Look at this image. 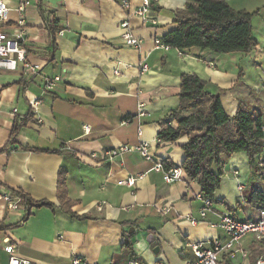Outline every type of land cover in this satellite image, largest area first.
Here are the masks:
<instances>
[{"label": "crops", "instance_id": "1", "mask_svg": "<svg viewBox=\"0 0 264 264\" xmlns=\"http://www.w3.org/2000/svg\"><path fill=\"white\" fill-rule=\"evenodd\" d=\"M3 1L10 12L1 29L12 33L17 21H24L26 58L40 73L25 81L20 65L15 71L0 72V149L8 147L0 152V195L12 197V190L18 189L54 207L33 208L16 226L23 206L12 198L15 203L10 207L0 198V264L8 262L7 244L31 264H72L76 257L87 264H126L130 259L123 243L128 234L142 264H185L194 260L190 244L225 240V233L210 225L217 221L212 213L196 225L187 219L199 218L203 207L194 181L184 174L181 181L167 184L161 172L152 170L157 159L182 166L185 158L181 147L186 136L158 143L157 134L179 105L182 74H195L218 89L230 117L240 104L264 112V0H225L236 10L253 14L256 46L247 54L213 57L196 48L154 47L155 39L176 28L174 13L187 0H149L155 26L142 24L134 13L143 0H127L128 8L122 6L123 0ZM26 1L24 10L16 11ZM39 5L59 28L53 41ZM126 17L131 34L141 42L139 50L123 41L120 22ZM143 64L149 69L140 73ZM53 77L60 81L53 90H45L46 79ZM28 114L32 119L10 144L15 116ZM142 141L150 144L152 161L137 153L111 161L102 158L105 151ZM61 168L67 173L71 211L88 218L73 217L61 207L57 197ZM129 177L136 178L132 187L123 184ZM238 184H243L242 192ZM254 189H264V169L252 176L246 154L235 153L224 166L214 203L224 205L240 221L257 219L261 209L249 203ZM162 206L168 207L165 214ZM243 247L248 256L238 255L229 264H255L263 254L254 235L243 239Z\"/></svg>", "mask_w": 264, "mask_h": 264}, {"label": "trees", "instance_id": "2", "mask_svg": "<svg viewBox=\"0 0 264 264\" xmlns=\"http://www.w3.org/2000/svg\"><path fill=\"white\" fill-rule=\"evenodd\" d=\"M151 8V6H150ZM38 12L44 21V27L53 41L59 28L54 21H48L46 11L41 5ZM252 13L236 10L225 0H187L184 7L174 13L176 28L161 37V42L169 48L180 51L199 49L210 52V55L241 52L249 53L256 41L252 36ZM179 105L171 110L161 123L157 138L160 142H175L186 136L187 141L181 147L184 153L182 169L187 179L199 187V194L215 201V193L220 187L224 175V166L235 153L243 152L248 158L252 176L264 169L261 161L264 155V112L249 110L243 104L238 106L235 114L228 116L221 105L218 89H211L209 83L195 74L180 76L178 93ZM15 116L11 131L10 144L31 115L19 119ZM8 147L0 149L7 151ZM30 151L50 152L37 148H26ZM66 171L61 168L58 173L57 197L60 205L71 216H78L71 211L66 190ZM12 198L24 208V215L17 225L24 223L31 215L33 208L54 205L49 201H35L21 190H12ZM252 207L264 210V189H254L250 196ZM1 228V225H0ZM123 249L128 258L141 263L132 251V235L128 234ZM222 264H229L230 258L223 256Z\"/></svg>", "mask_w": 264, "mask_h": 264}, {"label": "built area", "instance_id": "3", "mask_svg": "<svg viewBox=\"0 0 264 264\" xmlns=\"http://www.w3.org/2000/svg\"><path fill=\"white\" fill-rule=\"evenodd\" d=\"M26 5H28L27 1L24 2L23 5H20L16 11H23L24 6ZM122 6L128 8V1L123 0ZM9 12L10 9L7 7L6 3L3 0H0V72L15 71L20 65L24 80L29 81L40 73V68L27 61L26 50L23 46L25 39V30L23 27L24 21L18 20L16 23L17 27H15L14 32L12 33H8L1 29L9 19ZM134 13L140 17L142 24L157 25V19L149 17V0H143L142 6L136 9ZM127 19L128 18L126 17L120 22V27L124 30V33L122 34L123 41L127 46L139 50L141 42L131 34ZM59 34H62V31H60ZM154 47L165 50L169 49V46L163 44L160 39L154 40ZM179 54L182 53L179 52ZM148 69V66L143 64L140 68V73L147 72ZM59 81V77L46 79L44 89L48 91L53 90ZM142 111L143 110L141 109L139 115H143ZM138 133L141 134V129H139ZM124 153H137L146 161H152L154 158L151 153L150 144L143 141L137 145H120L117 148L105 151L102 158L103 160L111 161L116 157H120ZM94 156L95 155H93V157ZM152 170L161 172L162 178L167 184L181 181L184 176V171L181 166L174 165L166 159H157L153 164ZM234 174L238 175L237 172H234ZM135 180V177H129L123 182V184L132 187L134 186ZM237 189L239 192H242L244 190L243 184H238ZM0 198L6 201L10 207H14L15 202H13L10 195H0ZM198 198L202 200L203 207L198 212L199 218L187 216L190 224L196 225L200 219H205L209 213H212L216 216L217 221L211 222L210 225L221 229L227 238L225 240L214 238L205 242L190 244L194 260L188 261L185 264H221V256L224 255L230 259H233L238 255L246 258L248 252L243 247V239L247 235H254L256 242L260 245L263 251V254L256 260L255 264H264V210L259 211V217L257 219L249 218L240 221L236 219L233 213H224L216 210V208H214V201L203 198L200 194H198ZM167 208L168 207L166 206H162L160 212L165 214L168 211ZM4 251L8 255L7 264H31L28 259L21 258L15 254V246L13 244L5 245ZM72 264L87 263L81 258L76 257L72 260ZM126 264H140V262L131 259ZM154 264L164 263L162 261H157Z\"/></svg>", "mask_w": 264, "mask_h": 264}, {"label": "rangeland", "instance_id": "4", "mask_svg": "<svg viewBox=\"0 0 264 264\" xmlns=\"http://www.w3.org/2000/svg\"><path fill=\"white\" fill-rule=\"evenodd\" d=\"M214 208L220 210L221 212H229L227 208L224 207V205H221L220 203H214Z\"/></svg>", "mask_w": 264, "mask_h": 264}, {"label": "water", "instance_id": "5", "mask_svg": "<svg viewBox=\"0 0 264 264\" xmlns=\"http://www.w3.org/2000/svg\"><path fill=\"white\" fill-rule=\"evenodd\" d=\"M147 241H149V239H147Z\"/></svg>", "mask_w": 264, "mask_h": 264}]
</instances>
